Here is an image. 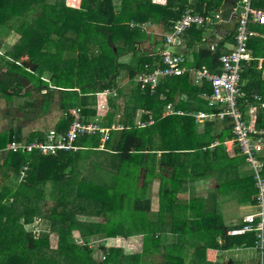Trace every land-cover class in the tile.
<instances>
[{"label":"trees","instance_id":"obj_1","mask_svg":"<svg viewBox=\"0 0 264 264\" xmlns=\"http://www.w3.org/2000/svg\"><path fill=\"white\" fill-rule=\"evenodd\" d=\"M64 1L0 0V49L4 47L3 55L0 53V98L10 88L24 86L25 79L37 80L36 71L47 73L53 86L62 89L46 92L50 97L58 94L59 109L82 108L86 119L95 112L88 105L90 98L107 89L118 90L117 77L126 69L131 89L125 94L118 91L111 98L105 125H123V129H110L103 150H98L99 136H85L74 143L79 150L55 157L3 153L0 264H209L205 261L208 248L254 247V233L228 236L229 228L220 215L222 197L235 196L238 203H252L256 193L244 156L237 148L232 157L225 151L224 142L231 138L228 120L206 121L198 127L190 116L160 118L168 103L175 110L211 111L199 98L210 92V86L205 82L193 85L187 75L162 79L154 93L134 84L138 74L161 66L157 51L144 54L138 46L140 34L146 31L136 24L161 22L171 30L186 10L187 0H166L164 5L152 0H80L79 9L67 7ZM211 5L194 11L209 13L217 7ZM201 34V29L190 27L181 36H195L198 41ZM53 35L56 38L51 40ZM9 37L16 39L12 46L6 44ZM233 43L234 30L213 51L200 49L197 68L218 72L219 56ZM259 44L264 46V42ZM50 46L54 54L48 53ZM248 49L254 60L242 68L240 87L246 101L240 109L243 112L249 105L255 106L256 128L264 129V108H260V103L264 104V56H259L251 42ZM126 54L131 55L130 62H120ZM22 57L36 65L33 73L18 65ZM257 59H262L261 69ZM121 96L125 102L119 115L116 101ZM176 96L184 97V102H177ZM140 109L152 112V125L135 127ZM70 121L67 118L60 129ZM36 137L42 136L28 139ZM19 139V133L12 131L8 142ZM23 165L27 166L25 177L18 182ZM208 180L215 183L214 189L205 195L198 193V184ZM73 231L83 244H76ZM118 236H140L141 252L126 255L121 248L110 249L104 244L97 250L89 248L91 240ZM218 238L224 243L218 244ZM95 252L100 253L99 260L93 259ZM155 254L160 255L157 262L153 261ZM221 264L261 263L253 259Z\"/></svg>","mask_w":264,"mask_h":264},{"label":"built area","instance_id":"obj_2","mask_svg":"<svg viewBox=\"0 0 264 264\" xmlns=\"http://www.w3.org/2000/svg\"><path fill=\"white\" fill-rule=\"evenodd\" d=\"M75 1V0H69ZM253 0H240V7H234L230 14V19L234 21V43L227 53L218 58L220 64L218 72H212L205 67L187 68L186 60L183 55H179L171 50V47L179 44L180 36L190 27L205 28L214 25L215 21L221 23L220 14L213 17L196 14L190 10L184 13L174 21L171 30L162 37V44L157 51L161 66H156L150 71L138 74L135 82L141 90L154 93L159 82L165 78H175L187 75L191 78L194 85L201 86L204 82L210 86V92H203L201 97L206 102L210 112H190L185 113L175 110L172 104L166 105L163 116H190L197 123H204L212 120H228L231 124L232 139L230 145L235 146L239 153L244 156L248 169L254 180L256 189L252 197V206L259 211L247 214L243 217L239 226L227 231L228 236H240L246 233L255 234L254 247L258 251L260 263H263L264 253V176L262 174L264 157V129L256 128L255 107L248 106L247 119L240 109L241 102L246 101V94L241 90V73L244 64L254 60L248 49V44L252 38L257 37L254 27L264 28V10H255L252 8ZM132 26V25H131ZM148 24H136V28L146 31ZM223 34L217 37L222 40ZM214 46L210 50H214ZM262 59H257V68L261 69ZM148 69V66H145ZM98 95L105 98H115L117 91L107 89ZM253 99L260 102L256 95ZM263 108L264 104L260 103ZM105 112L109 110L107 105L101 106ZM250 112V113H249ZM148 122H137L138 127H145L152 123L151 114L146 112ZM63 116L70 118L71 121L65 131L53 129L47 130L40 139L31 141H12L5 152L12 153H38L41 156L55 157L60 152L75 151L77 147L75 141L85 136H99L100 148L107 141L110 129L121 130V126L104 127L101 125V116H95L90 121H84L80 108L68 109ZM2 153V151L0 152ZM26 165L22 166L20 176L17 181L20 182L25 177Z\"/></svg>","mask_w":264,"mask_h":264},{"label":"crops","instance_id":"obj_3","mask_svg":"<svg viewBox=\"0 0 264 264\" xmlns=\"http://www.w3.org/2000/svg\"><path fill=\"white\" fill-rule=\"evenodd\" d=\"M75 1H79V0H75ZM259 0H253L252 1V8L255 10H264V9H260L258 8V2ZM261 1V0H260ZM152 2L154 4L157 5H164L166 3V0H152ZM211 4H215L217 5L216 8L213 9V11L207 13V12H196L194 11V8L196 7H206V5H211ZM213 5H211L210 7H212ZM234 7H240V0H187V4H186V10H190L193 13L196 14H201V15H206V16H211L213 17L216 14H220V19H221V23L215 21L214 25H210L208 27H205L203 29L201 28H197V29H201L202 30V34H201V39L196 41V37L195 36H181L179 38V44L176 45L177 47V51L179 53V55H183L185 57L186 60V67L187 68H197L198 64L196 61V56L197 53L200 49H208L210 47H215L216 44L218 45V39L217 37L221 34L228 35L232 30H234V21L232 19H230V14L231 11L233 10ZM75 8V7H74ZM213 8V7H212ZM141 24H148L149 26L146 29V40L144 42H141L140 48L142 49V51L145 53H151L153 51H158L161 47L162 44V37L165 33H167L170 28H167V26H165L164 23L161 22H143ZM260 28V27H259ZM149 29V31L147 32V30ZM141 31V30H140ZM257 34V37H254L253 39H257L259 41V34L260 36H262L264 38V28L262 31H260V33ZM10 39H8V43H6L8 46H12L15 44L16 39L14 37H9ZM260 43V41H259ZM261 45V44H260ZM232 47V44H228L226 45V49L229 50ZM262 48L264 49V46L262 45ZM176 53V52H175ZM130 55V54H129ZM188 55V56H187ZM131 56V55H130ZM127 59V56L124 55L123 59L120 60V62L122 61L123 63H128L130 62V60L132 58H130L129 61H124ZM204 67V66H202ZM36 68V65H35ZM201 68V67H200ZM206 68V67H205ZM35 71V70H34ZM33 73V72H31ZM119 74L122 75V79L119 78V75L117 77L116 80V85L118 88V91L121 92L122 94L128 93L131 89V82L128 79L127 76V70L123 69L119 72ZM264 76V72L262 77ZM36 79H32V81L30 80H24L23 84L24 86L20 87V88H10L8 90V92L6 93V95L3 98H0V136H2V133H4V141L1 139L0 137V152L2 151V153H0V165L2 163V157H3V153L5 152V149L7 147V145L10 143L8 142V139L11 135V132H17L19 133L20 139L17 141H29V137L30 136H37V135H43L47 130L49 129H55L58 131H65L68 127V124L65 125V129L62 130L60 129V127L62 128L65 123V120H67L66 117L63 116V113L66 111H61L58 107V101H59V96L58 94L55 92L51 95L50 97V93H46L54 83L52 81H50V77L47 73H40L38 74V84L40 87L39 92H35V90H33V82ZM190 82L192 83L191 78L189 77ZM41 83H40V82ZM193 84V83H192ZM194 85V84H193ZM198 86V85H196ZM56 90L57 92L62 90L61 88L54 86V88H51ZM114 89V88H113ZM23 90V92L21 93L20 91ZM74 91H78V89H74ZM31 92L32 96H28L27 97V93ZM49 94V96L47 97V95ZM202 94V93H201ZM45 98L46 101V107H45V112H42L43 108H42V102L43 100L41 99V97ZM100 97H103L101 95H98ZM105 98V97H103ZM199 98L201 100L204 101V99L201 97V95L199 96ZM160 99H163L162 96H160ZM26 100H28L29 102L27 103ZM110 98H105V101L100 103L99 105H96L97 103H94L93 98H90L88 105H92L91 107L93 108V110L95 111L94 114L92 116H88L86 119L83 117L82 118L84 121H90L92 120L95 116H101V125L104 127H108L105 126L106 122L108 120L107 116L110 113ZM176 101L178 102H184V97H179L176 96ZM117 104L120 107V111H119V115L122 114V111L124 107V98L121 96L117 101ZM169 104V103H168ZM172 104V103H170ZM103 105H107L109 107V110L107 112L104 111V109L101 108V106ZM173 105V104H172ZM253 106V105H252ZM49 107V110L47 111ZM90 107V108H91ZM174 107V106H173ZM208 107V106H207ZM255 107V106H254ZM79 108V107H78ZM261 108V107H260ZM264 108V107H263ZM26 109H30V110H34L35 109V114L38 113V111H40L38 113V115H34L32 117H27L25 115V110ZM81 109V113H82V108ZM166 110V106L163 108V110L161 111V115L160 118H166L168 116H163V113ZM255 110L257 111L256 107ZM182 112L185 113H190L191 111H183L180 110ZM203 111V110H200ZM255 111V114H256ZM146 112H149L151 114V118H152V123L151 124H147L145 127H148L150 125H152L154 123V117L152 112L147 111V110H138L137 111V115L135 116L134 119V125L137 128H141L137 126V122H143V123H147L148 122V116L146 114ZM198 112V111H195ZM203 112H210V111H203ZM244 114L248 115V109H245V111H243ZM250 113V112H249ZM145 117V120L144 119ZM173 116V115H171ZM178 116V115H177ZM193 118V117H192ZM27 120V123H21L20 120ZM44 121L46 123H44ZM215 121H219V120H215ZM223 121V120H222ZM25 122V121H23ZM195 123L197 124L198 127H201L204 123H197L195 121ZM228 125L231 127L230 122L228 121ZM111 126H123V125H118V124H112ZM110 126V127H111ZM143 127V128H145ZM3 138V137H2ZM37 139H40L38 137H36ZM35 138V139H36ZM232 139V134H231V138L227 141L224 142V146H225V151L226 153L232 157L233 155H235V146L230 145L229 141ZM12 142V141H11ZM3 144L4 147L2 146ZM3 147V148H2ZM80 148L77 147V150H79ZM98 150H103V148L101 149L100 146L98 148ZM264 157H262L263 159ZM264 163V162H263ZM200 184H202V192L204 195L206 194L207 190H211L214 189L215 187V183L212 180H208L206 182L203 183H199L198 186H200ZM198 190V189H197ZM199 193V192H198ZM253 197V196H252ZM220 215L223 221V224L226 228L232 229L236 226H239L242 222V219L245 215L253 213V206L252 203H238L236 201L235 196H225L222 197L220 199ZM230 237H235V236H230ZM134 239H139V242H141V237H135L132 238ZM130 240V239H129ZM138 242V243H139ZM164 243V241H163ZM217 243L218 244H223L224 240L218 238L217 239ZM136 245V244H135ZM118 248V247H115ZM141 248V246H140ZM234 250H230V251H225V250H215V249H211L208 248L205 252V261L206 263L209 264H221L224 262H227L229 260H236V261H242L243 263H246L249 261L248 255H250V251L256 250L255 247H243V246H239V247H234ZM257 251V250H256ZM248 257V258H247ZM264 263V262H263ZM262 263V264H263Z\"/></svg>","mask_w":264,"mask_h":264},{"label":"rangeland","instance_id":"obj_4","mask_svg":"<svg viewBox=\"0 0 264 264\" xmlns=\"http://www.w3.org/2000/svg\"><path fill=\"white\" fill-rule=\"evenodd\" d=\"M48 2L50 3V2H52V0H48ZM65 2V4H67V7H72V8H74L75 7V9L77 8V9H79V7H80V0L77 2V1H69V0H65L64 1ZM259 3H258V8H260V9H264V0H259L258 1ZM254 30H255V32H257L258 34L260 33V31H262L263 30V28H259V27H254ZM149 31V29L147 30V32ZM146 34H140V36H139V39H140V42H144L145 41V39H143L144 37H146L145 36ZM56 38V35H53V36H51V40H54ZM258 38H259V41L261 42V43H263L264 42V38L262 37V36H260V34H259V36H258ZM259 41L257 40V39H251V46H253V47H255V48H258L259 50H258V54H259V56H264V49L260 46V44H259ZM140 45V44H139ZM4 48V47H3ZM3 48H1L0 49V53H1V55H3ZM48 53H50V51H51V53L52 54H54L55 53V49L53 48V46H50L48 49ZM171 50L172 51H174V52H176V53H179L177 50V47L176 46H173V47H171ZM179 54H181V53H179ZM0 55V56H1ZM126 56H127V59L126 60H124V61H129L130 60V58H132L129 54H126ZM188 56V55H187ZM123 59V56H121L120 57V60H122ZM20 61H28L27 60V57H22L21 58V60ZM22 62L21 63H19L18 65L19 66H22L21 64H22ZM35 65V64H34ZM38 74H39V72H37L36 71V75L38 76ZM119 78L120 79H122V75L121 74H119ZM134 84H136V82L134 81ZM52 85V87L51 88H54V86H53V84H51ZM131 85H132V83H131ZM37 86H39V84H38V81L37 80H34V82H33V90H35V92H36V89H37ZM20 91V90H19ZM7 92V91H6ZM21 93L23 92V90H21L20 91ZM28 96H32V93L31 92H29V93H27V97ZM41 99L43 100V102H42V108H43V110H42V112H45L46 110H45V107H46V101H45V98H44V96L43 97H41ZM93 101H94V103H97L96 105H99L100 103H102V102H104L105 101V98H103V97H100V96H95V97H93ZM26 102L28 103L29 101L28 100H26ZM121 109H123V108H121ZM49 110V107H48V109H47V111ZM40 111H38V113H39ZM36 112H35V109L34 110H30V109H26L25 110V115L27 116V117H32V116H34V115H38V113L37 114H35ZM116 119H118V117H116ZM21 121V123H27V120H20ZM23 121H25V122H23ZM44 123H46L45 121H44ZM3 135H4V133H2V136H1V139H2V137H3ZM5 138L3 137V140H4ZM49 186H47V189L49 190V188H48ZM202 184H200V186H199V188H198V190H197V192H202ZM47 190V191H48ZM201 195V194H200ZM256 211H259V209L258 208H253V212H256ZM2 231H3V229L0 231V233H2ZM5 234H6V232H4ZM39 233H36V235H38ZM72 237H73V239L75 240V242H76V244L77 245H81V244H83L82 243V241H81V239H80V237L78 236V234L75 232V231H73V233H72ZM136 237H140V236H136ZM52 240L53 241H55L53 238H52ZM139 239H130L129 240V238H123V237H111V238H107V239H100V240H91L90 241V244H89V248H92V249H94V250H97L98 249V245H101V244H104V247H106V248H115V247H118V248H121L122 250H123V253L124 254H126V255H129V254H135V253H140L141 252V250H142V248H140V246L142 247V245H141V243H142V241L141 242H139ZM136 244V245H135ZM99 254L100 253H98V252H95L94 254H93V259L95 258V259H97V260H99ZM160 257V255H157V254H155V257H154V260L153 261H156V259H158ZM248 257H251V258H249V260H253V259H257V260H259V254H258V251H256V250H253V251H250V255H248ZM247 257V258H248ZM100 261H103V258H101L100 259ZM157 262V261H156ZM160 263H162V262H160Z\"/></svg>","mask_w":264,"mask_h":264},{"label":"water","instance_id":"obj_5","mask_svg":"<svg viewBox=\"0 0 264 264\" xmlns=\"http://www.w3.org/2000/svg\"><path fill=\"white\" fill-rule=\"evenodd\" d=\"M21 65L23 68L29 69L30 72H34V70H35V65L32 64L29 60L23 61Z\"/></svg>","mask_w":264,"mask_h":264}]
</instances>
